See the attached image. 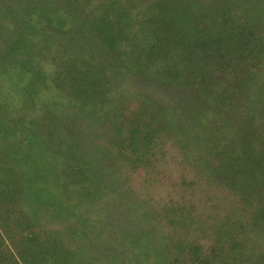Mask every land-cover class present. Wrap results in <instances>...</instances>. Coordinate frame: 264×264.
Masks as SVG:
<instances>
[{"label":"rangeland","instance_id":"obj_1","mask_svg":"<svg viewBox=\"0 0 264 264\" xmlns=\"http://www.w3.org/2000/svg\"><path fill=\"white\" fill-rule=\"evenodd\" d=\"M109 1L0 0V187L14 186L23 192L22 199L13 196L22 206H18L14 216L27 215L23 212L27 205L31 210H27L30 216L25 220L39 235L34 244L43 246L46 236L55 235L52 240L58 243L51 244L62 248L64 259L71 256L84 264H168L171 258L184 254L187 244L197 245L203 252L214 248L226 229L221 225L231 223L233 235L243 239L242 242L238 240L236 250L245 251L246 248L250 257L243 259L239 254L235 261L229 258L215 264H264V235L257 233L264 230V221L256 230L248 224L264 206V0H117L121 6L135 5L131 9L136 15L132 16V28L122 39L127 51L131 41L126 43L125 37L134 31H139L143 39L138 43L140 50L144 47L146 35L143 32L148 26L144 25L142 29L139 24L144 14L163 23L160 38L165 37L164 45L171 52L165 60L158 58L145 72L154 75L170 70L174 77L172 82L181 85L184 82V89H172V93L178 103L175 105L185 112L175 111L167 117L175 123H165L157 169L147 173L140 168L129 173L130 167L123 165L128 177L126 182L120 176L114 179L117 196L109 200L102 198L95 207L92 200L96 198L89 194L93 191V183L86 178L82 180L80 174L75 180L61 181L59 172L62 168L70 164L74 168L80 166V160L68 157L66 162L69 164L65 165L61 155L81 156V151L91 146L84 140H99L103 131L108 133L115 122L112 117L115 112L117 119L130 115V118L149 120L155 117L151 107L155 105L142 99L144 110L138 115L134 103L137 87L126 86L122 80L119 83L123 90L122 106L116 104L118 91L114 86L117 85L112 83L119 78L111 71L115 69L111 65L112 58H107L108 53L95 59L102 69L90 64L98 79L89 87L84 86V76L91 70L81 65L83 61H76L75 68L63 52L59 54L62 57L58 62L49 57L46 59L50 48L48 39L40 40L41 37L33 33L44 28L36 25L39 16L46 23L59 25L57 17L63 14L65 20H60L66 29L74 22L89 24L92 15L97 16L95 10ZM18 7L37 8H31L21 18L16 14ZM10 10H15L14 16ZM86 35V42L102 40L93 27L88 28ZM53 37L49 38L55 40ZM151 37L150 42L159 39ZM121 55L126 62L127 55ZM37 64L41 70L36 69ZM59 64L67 65L58 68ZM132 67L128 65L124 70L128 76L136 70ZM55 78L60 85L57 81L53 83ZM71 89L78 91L77 96L72 95ZM203 91L206 94L204 100H196L195 94L200 95ZM154 94L158 102L168 106L170 101L164 94ZM71 107H79L84 117L81 112H73L76 118L69 119L67 108ZM100 107L105 108L102 117L106 119H85L86 112L90 114L93 109L99 112ZM117 107L119 109L115 111ZM199 113L205 115L206 125L213 127L210 132L213 130L217 139L224 138L221 145L234 134L241 142V150H252L251 163L244 171L250 168L256 174L255 192L247 196L242 192L234 195L221 181L210 176L211 164L201 162L195 166L187 156L184 157L187 148L178 147L175 141L182 136L179 122ZM70 115H73L72 111ZM112 130L110 134L115 128ZM104 143H91L94 145L91 151L101 147L104 152ZM112 150L109 148L111 153ZM225 151L228 157L238 161L239 168L243 166L238 147ZM102 190L108 189L104 185ZM97 194L101 195V192ZM58 201L64 204L65 217L72 216L67 221L62 218L64 222L59 226L55 220L60 209L54 207ZM13 202L11 199L10 203ZM130 202L136 208H132ZM44 203L48 204V211L40 213L39 205ZM144 210H154L156 214ZM0 220L3 226L0 232L3 229L12 231L17 239H22L15 222H11L3 210H0ZM114 224L116 229L113 231ZM216 229H219L218 233ZM117 231L119 239L115 241ZM247 233L252 236L247 238ZM228 241V236H223L221 244L227 242L230 246L232 241ZM19 246L26 248L22 243ZM96 249L102 255L100 262H92L97 255Z\"/></svg>","mask_w":264,"mask_h":264},{"label":"trees","instance_id":"obj_2","mask_svg":"<svg viewBox=\"0 0 264 264\" xmlns=\"http://www.w3.org/2000/svg\"><path fill=\"white\" fill-rule=\"evenodd\" d=\"M109 2V4L95 10V12H97V16H93L91 12L93 18L90 21H92V23L89 21V24L85 25V23H83L81 25V23L75 24L74 22V25L72 24V27H70L69 29L64 28L63 22L60 20L61 18L64 19L63 14L57 17L59 18V25H56L57 23L53 22L46 23V21L42 20V18L39 16V20L38 22H36V25L37 27L41 25L44 28H41L40 32L35 31L37 32V34L33 33L34 36L39 38L41 37L40 40L45 38L48 39L50 48L48 50V54H46L45 56L46 59L47 57H49L54 62H58L59 57H62L59 56V54L63 52V55L69 56V58L72 60L71 62H73V67H75L76 61H83L81 65L84 64L87 70H91L90 64L101 67L99 66L100 62H98L97 64V61L95 59L100 58L105 53H108V55L106 54L107 58L108 60H111L112 58L113 61L111 60V62H113V64L111 65L115 69L111 71L113 75L119 78L117 81H114L112 83L114 85H117L114 86L118 91V98L115 101L116 104L118 103L117 105H119V107L122 106L120 100L123 96V90L122 86L119 85L122 80L123 82H125L126 86L135 85L137 87V98H135L136 101H134V103L136 104L135 109L138 115H140V112L144 110L142 99L155 105L151 106L153 115H155V117H151V119L149 120L137 118L136 116H132L130 118V115H127L125 118H121L120 116L117 119V113L115 112L112 115L113 119H115V122L113 123V126H111L109 130H107L108 133L103 131L99 140H84V143L91 145L89 146L90 148L94 146L91 143L97 141L101 143L102 141H105V147L102 145L105 148L104 152L100 147L99 150L92 149V151L90 148L84 149L83 151H81V156L78 155L73 157V155H61V162L65 163V165L69 164L66 162L67 157L69 159H78V162L80 160L79 168H74L72 164L67 165L68 167L65 166L64 168H62V171L59 172L61 181L75 180L76 176L80 174V176H82V180L86 178L88 182L93 183V191L89 194L92 195V198H96L92 200L95 203V207L99 202H102V198L106 197L109 200L117 196V192L115 189L117 185L114 183V179L117 176H120L124 178L126 182V179L128 177V171H125L123 165L130 167L129 173L137 171L140 168L145 170L147 173L153 171L154 169H157L156 164L159 163L157 155H162L161 152L158 151L161 144L164 143L161 139V135L162 132L166 130L164 127L165 123L168 121L167 117L168 115L172 114V112L175 113V111L176 113L185 112V110L182 109V111L175 105L177 102H175V97H173L172 93V89L182 90V85L184 84V82H182V85L180 82L178 84L172 82L174 77L170 70L162 73L157 72L154 73V75H149L145 72V70L147 71L149 69V66L153 65L158 58L161 57V60H165L167 55L171 52V49L164 45L165 37L160 38L162 34L163 23L161 24V22L156 20L155 17H147L144 14L141 22L139 23L142 29L144 28V25L148 26L147 30L145 31L144 29L143 32V34L146 35V37H143L144 40L146 38V40L144 41V47L142 48V50H140L138 43H141L143 39L140 38L141 33L139 31H134L128 37H125L126 43L127 41H131L130 47L128 48L129 51H127L126 49H124L125 44L123 43L122 39H124L125 34L127 36L126 32L132 28V23L134 21L132 16L136 15L132 14L131 9H133L135 5L131 3L133 6H131L130 4L129 7H125L119 5L117 3V0H110ZM31 8L36 10L37 7ZM31 8L18 7L16 9H19V11H16V14H18L19 17L23 18ZM15 10H10L12 12V16H14ZM31 20L33 19L30 18V21ZM95 20L98 23H94L93 21ZM89 27L96 28L99 34V38L102 40L92 43L86 42L85 38L87 36L86 34ZM164 28L166 29L165 26ZM54 30L58 32L54 33ZM167 31L170 32L169 30ZM152 33L154 34L152 35ZM52 35H54L53 38L55 40L49 38ZM151 36L159 39H151L150 42L149 39L152 38ZM132 50L135 52H130ZM187 51L191 53L189 49ZM128 52H130V54H128ZM123 53L127 55L126 62L123 61V57L121 55ZM73 54L74 57L72 56ZM66 65L67 64H62L61 66V64H59L57 65V67L59 68L61 66V68H65ZM128 65H132L136 69L135 71H131L132 76H128V74H126L127 72H124ZM36 69H40V66ZM180 75L181 74L179 72L177 74V77L179 78ZM109 78L111 79L113 77L110 76ZM55 79L53 83L57 81V84L60 85V81ZM97 79L98 78L96 77V72L91 70V72H88V74L84 76V80L86 83L84 86L89 87L90 84L94 80L96 82ZM187 89L188 88H186V90ZM50 90H52V87ZM54 91L57 92L56 90ZM86 91L87 90L85 89V94H87ZM145 91H148L149 94ZM154 92H160V94H164L165 97L169 99L168 101L170 102H168L169 104L167 107L166 103L164 104L162 101L158 102L155 99ZM71 93L72 95H76L78 91H72L71 89ZM205 95L206 94L204 93V91L201 92L200 95L195 94V99L202 101L204 100L203 98ZM87 96L90 97L89 94ZM80 108L84 110V107L80 106ZM118 109L119 108L117 107L115 111ZM67 111L69 119H73V117L75 116L73 112H81V114L83 115V111H80L79 107H71V109L67 108ZM71 111L73 115H70ZM85 111H88V109ZM104 111L105 108L103 107L99 108V112H96L93 109L89 111L90 114H87L86 112L85 115L87 116L85 119H106L105 117H102L105 114ZM92 115L97 116L93 117ZM106 115L109 116L110 114ZM192 115H190V118L182 119V122H179V124H182V129L180 130L182 136L180 138L177 137V139L175 140L178 147L187 148V150H185L184 157L187 156L188 161L192 162L191 164L193 165H198L201 162H204L208 165L211 164L212 167L210 176H212L215 181H221L224 184V187H226V189L234 195L236 193L242 192L241 194L247 196L249 195V193L251 194L255 192L257 190L256 186L258 184L257 180L255 179L256 174L253 171L249 170L250 168H247V171H244L245 166H249L251 163L252 158L250 156V151L252 150L246 148H244V150H241V142L235 138L234 134L229 138L227 137L228 139L224 140L223 145H221V140H223L224 138L217 139L213 133V130L212 132H210L211 128L213 127H208L206 125L205 115L200 113L198 115ZM157 116L160 117V119H156ZM83 117L81 118L84 119ZM171 121L174 122V119H169L168 122ZM112 128H115L116 132L114 131V133L110 134ZM173 131L174 129L172 130V133H174ZM113 134H116V136L114 138H111L113 137ZM246 137H248V135ZM174 138L176 137H172V139ZM235 147H238L239 151L241 152L240 155L242 157L243 163V166L241 168H239L238 161H236L235 158L231 159L225 153V149H228V151H230L233 148L235 149ZM109 148L113 149L112 153L111 151H109ZM209 159L211 160V163H209ZM231 165H237V167H232ZM8 174L11 175V173ZM104 185L108 190H102ZM38 190L43 191V189ZM98 191L101 192V195L97 194ZM75 194L79 195V193ZM21 195H23L22 190L14 186H8L7 188L0 187V210H3L5 212V214L8 216V219H11V222H15H13L15 224V228L19 230L22 238L21 240H19V238L17 239L18 236L15 233H13L12 231H6L5 229L0 232V264H84L83 262L79 261L78 258H74L71 256H69L68 259H64L60 251L62 248L52 246L51 244L52 242L55 243V245L58 243L57 241L52 240L55 235H53V237L51 238L50 235L46 236L47 239L43 242V246L34 244L39 235L35 231H33V225L30 224L28 220H25V217L30 216V211L27 210L31 209L26 205L27 210L23 212H27V215L19 213L21 215L20 217L14 216L20 204L16 203L13 196H16L17 198L20 197L22 199ZM11 199L14 201L13 203H10ZM51 200L54 201L55 199L51 198ZM63 206L64 204H61L59 201L54 204L55 209H60L58 211V213L60 212L58 214L59 217L55 220L58 226L60 223L63 224L64 221L61 220L62 218H65L66 221L72 218V216L65 217L66 214L64 210H62ZM130 206L132 208H136V205H133L132 202H130ZM20 208H22L21 205ZM39 208L40 213L47 212L48 204H40ZM70 212H72V210H70ZM144 212L156 214L154 210H144ZM259 212L258 214L254 215V218L250 219L251 223H248L250 226L252 225L255 230L258 226L261 227L264 221V206L260 208ZM35 215L38 219V215ZM38 221L42 222V220L39 219ZM115 224L113 225V231L114 229H116ZM221 226L223 228L226 227V229L224 235L221 234L217 239L216 246L214 248L208 249L206 252H203L197 245L187 244L183 249L184 254L171 258L168 264H215L219 260L224 261L229 258H231L232 261H235L236 257H238L239 254L241 257H243V259L249 258L250 251L248 249L245 248V251L242 249L239 252L236 250L238 240L239 242H242L243 239L241 240L238 238L239 236L233 235V224L224 223V225L222 224ZM245 226L247 225H244V227ZM2 228L3 226H1L0 224V229ZM261 230H258L257 233H259L260 235H264V230ZM218 231L219 229H216V233H218ZM116 233L118 235L116 234L117 236L114 239L115 241L119 239V231H117ZM246 235L247 238L249 236H252L249 233H247ZM223 236H228V240L232 241L230 246H227V242L223 243L224 245L221 244V239ZM21 243L24 244L26 248L29 247V249L19 246V244ZM48 245L49 247H47ZM225 245L227 247H225ZM12 249L15 250L12 251ZM77 252L80 251L77 250ZM95 252L97 253V255L96 258L92 259V262L102 261L99 258V256L102 255L98 253L97 249L95 250ZM48 256H54V258L50 259L48 258Z\"/></svg>","mask_w":264,"mask_h":264}]
</instances>
